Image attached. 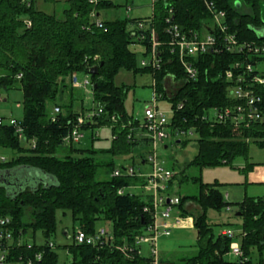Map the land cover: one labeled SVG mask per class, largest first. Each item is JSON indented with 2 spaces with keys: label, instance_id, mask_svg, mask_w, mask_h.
<instances>
[{
  "label": "trees",
  "instance_id": "1",
  "mask_svg": "<svg viewBox=\"0 0 264 264\" xmlns=\"http://www.w3.org/2000/svg\"><path fill=\"white\" fill-rule=\"evenodd\" d=\"M36 1L0 0V89L18 88L22 92V117L18 122L23 136L19 139L11 125L0 126V151H10L7 159H0V173L8 172V184L0 180V218H9L3 229L8 228L12 235L5 263L28 264L30 260V264H149L145 257L128 259L114 248L122 241L130 243L151 220L150 214L142 210L146 203L140 195L117 193L122 187L143 184L144 179L112 175L116 168L111 161L96 160L94 150L65 144L63 137L78 115L99 111L81 124V130L92 132L95 127L107 125L113 136L108 151L112 155L129 154L138 143L133 130L138 122L124 108L127 87L116 85L114 77L120 70L134 75L149 73L158 98L170 101L172 134L176 130L197 135V151L188 166L230 164L237 156L246 155L249 140L264 147V123L255 121L234 127L229 122L211 120L209 110L236 104L227 93L229 83L224 75L235 61L243 58L262 64L264 56L245 58L235 51L208 50L191 58L197 74L188 78L178 51H171L166 19L172 16L180 30L200 37L212 33L220 45L223 35L214 26L205 0H153L149 16L102 20L105 29L95 27L92 20L99 10L114 6L112 0L96 4L88 0H42L51 4L65 2L61 16L39 9ZM206 1L225 13L228 32L239 42H264V37L259 38L253 30L264 26V0H243L247 6L244 12L239 10L241 3L236 6L234 0ZM151 31L158 42V67L140 65L136 51L130 47L139 44L143 59L149 60ZM92 65H97L98 71L90 75L87 69ZM256 72L264 77V68ZM73 73L89 78V109L83 107L85 91L71 84ZM168 77L176 88L170 95L165 87ZM255 92L264 109V83L256 85ZM54 107L59 111L52 115ZM172 178L168 191L176 174ZM193 179L199 185L197 194L174 193L179 198L180 215L191 216L196 230L195 253L181 258L178 264H234L225 257L232 240L214 234L206 214L208 209L220 211L232 205L241 219V233L236 237L246 257L242 264H253V249L259 253L264 249V198L246 197L231 204L224 200L218 182ZM57 211L68 213L86 234L95 233L98 222L109 223L112 244L96 247L72 240L58 245L71 256L69 262L60 263L58 246L51 240L57 227ZM37 231L41 242H35ZM64 235L68 237V232ZM50 241L53 247L48 245ZM37 253L40 259H35Z\"/></svg>",
  "mask_w": 264,
  "mask_h": 264
},
{
  "label": "rangeland",
  "instance_id": "2",
  "mask_svg": "<svg viewBox=\"0 0 264 264\" xmlns=\"http://www.w3.org/2000/svg\"><path fill=\"white\" fill-rule=\"evenodd\" d=\"M114 6L101 9L98 11L99 20H108L115 17L132 18V17H147L151 14L152 0H112ZM239 2L240 11L246 10V5L243 0H234ZM236 4V3H235ZM36 5L39 9L48 13L54 12L56 16H61L63 8L66 7L65 2L57 4L44 3L42 0H37ZM243 5V6H242ZM129 7V8H127ZM261 18L264 20V5H262ZM136 49L137 60L140 62L143 57L141 55V46L139 44L133 46ZM259 69L264 68L260 65ZM79 79L82 81L88 78L83 74H79ZM116 85H125L127 87L124 97V108L130 115L132 120H137L138 125L133 127L135 136L138 138L143 136L147 138L144 130H141L143 123V111L145 106L155 104L158 111H162L167 119L171 118L172 110L170 101L167 98H153L152 78L149 73L133 74L129 71L120 70L114 77ZM175 82L171 78L166 79L167 94L174 93ZM83 91L85 109L91 108L90 102V85L86 88L81 87ZM89 91V93L87 92ZM22 92L18 88L0 89V116L5 118H15L16 120L22 117ZM77 110V109H76ZM213 109L209 110V116L213 115ZM82 137L78 142H73V147L81 149L94 150V157L99 161H111L115 168L124 166H132L133 169L142 173L150 172V165L146 161L148 154L153 152V147L148 140H138L137 145L132 148V151L127 155H112L108 150L111 145V129L107 125L95 127L92 132L89 130H81ZM93 135V138L92 135ZM197 135L188 131L171 136L163 141L162 145H158L156 155L164 161L168 168H172L173 174H176L172 187V193L180 195H195L198 192V183L193 179L201 177L204 183L218 182V189L222 193L224 200L233 204L240 202L246 197H263L264 198V147L258 146L253 140H249L247 152L245 156H237L230 164H219L214 166L197 167L188 166V162L193 158L197 151L196 145ZM179 140V142H177ZM186 141L185 144L183 141ZM10 151H0V158L7 159ZM145 162L141 163V160ZM126 192L133 191L137 194H144L145 191L141 187L126 188ZM174 209L171 212V218ZM207 218L212 225L214 234L220 233L221 229H229L234 233V240L238 242V236L241 233V219L235 215V207L230 209L223 208L220 211L213 209L207 210ZM57 227L51 240L55 244L62 245L72 242L71 234L76 229L77 224L73 223L68 213L63 214L57 211ZM109 223L98 222L96 228L104 227L109 229ZM68 232V237H65L63 231ZM28 242L31 239H27ZM42 236L39 231L35 234V242H41ZM158 250L160 251L162 260L161 264H178L181 258L191 256L196 251V232L195 229L185 224V220L174 227H171L170 233L166 236L160 235L157 241ZM57 247V253L60 257V263L69 262L71 256L66 250ZM145 250V245H143ZM226 259L232 258L226 254ZM253 264H264V249L259 253L255 248L252 254ZM170 262V263H169Z\"/></svg>",
  "mask_w": 264,
  "mask_h": 264
},
{
  "label": "built area",
  "instance_id": "3",
  "mask_svg": "<svg viewBox=\"0 0 264 264\" xmlns=\"http://www.w3.org/2000/svg\"><path fill=\"white\" fill-rule=\"evenodd\" d=\"M92 4H96L100 0H88ZM153 1V0H152ZM207 8L211 11L213 16V23L216 29L223 35V41L220 45L216 44V40L212 33H207L203 36H198L195 33H187L180 30L177 23L173 22V17L166 19L167 33L170 35L169 45L172 47L171 51H178L179 60L186 71L188 78H194L197 74L196 67L191 60L199 54H204L208 50H221L235 51L242 56L258 57L264 56V42H239L233 33L228 32L227 25L225 23V13L222 10H216L211 2L205 0ZM129 8V7H127ZM95 27L104 28L101 20L95 18L92 20ZM29 25V22H27ZM141 23L138 24L140 28ZM152 49L151 58L149 60H141L142 66L158 67V60L155 56V46L158 44L155 33L151 31ZM215 47V48H214ZM255 59V60H256ZM240 59L233 63L228 68L224 75L229 83L227 93L236 100V104L232 107L214 108L211 120L217 122H229L234 127L248 126L251 122L260 121L264 123V109L261 108L260 96L255 92V86L264 83V77L257 73L260 70L258 67L264 65V62ZM71 84L74 87L86 88L90 85L87 78L82 81L78 76L73 73L71 75ZM160 97L158 93L153 91V98ZM182 104L178 105V108ZM59 111L58 107H54L52 115H55ZM99 111H88L82 115H78L72 125V129L63 137L65 144L78 142L82 137L81 124L84 121H88L96 116ZM54 117V116H53ZM143 123L141 129L147 134V139L153 147V152L148 154L147 161L150 165V172L142 174L140 171L136 172L132 166H124L114 169L112 175L114 176H132L136 175L144 179L143 184H133L127 187H122L117 190L118 194L125 193L126 188H138L141 187L144 194H137L133 191L127 192L130 194L140 195L143 201L146 203L142 210L150 214L151 220L144 226L141 233L136 234L132 241H122V243L115 244L114 248L128 259L136 257H145L148 259L149 264H160L159 252L157 241L160 235L166 236L170 233L171 227L179 225L183 218L177 214L173 219L171 218L172 210L178 205L179 198L177 195H169L167 193V185L169 180L173 177V172L164 165L163 161L156 155V149L158 145H162L163 141L171 136L179 133H186L183 131H174L170 129V119H167L162 111H158L155 104L147 105L143 111ZM11 125L14 127L17 137L21 139L22 127L18 120L9 117L5 118L0 116V126ZM188 132V131H187ZM111 137H113L111 135ZM0 159H4L1 157ZM185 220V219H184ZM9 223V218H0V264L5 263V255L7 253L8 242L11 241L12 235L8 228H4ZM230 238L232 241L229 245V251L227 254L233 257L234 264H242L246 260L243 255L239 244L234 240V233L229 229H222L220 232ZM71 239L75 244L87 243L93 246H101L104 243L113 242V236L110 232L104 228L99 227L93 234H86L81 228L76 229L71 234ZM50 247H53V243H48ZM145 245V250L143 249ZM40 253L35 254V259H40ZM31 261L28 260V264Z\"/></svg>",
  "mask_w": 264,
  "mask_h": 264
},
{
  "label": "crops",
  "instance_id": "4",
  "mask_svg": "<svg viewBox=\"0 0 264 264\" xmlns=\"http://www.w3.org/2000/svg\"><path fill=\"white\" fill-rule=\"evenodd\" d=\"M151 13H152V8H151ZM96 16H98V13L96 14ZM263 20V19H262ZM264 21V20H263ZM262 29H264V26H262L261 27ZM262 33H264V31L262 30ZM135 45H137V44H135ZM135 45H131L130 47L133 49V46H135ZM134 51L136 50V49H133ZM143 51V48L141 47V52ZM78 76V75H77ZM78 78H79V76H78ZM80 80V79H79ZM152 83H153V81H152ZM79 88V87H78ZM88 93H89V91H87ZM75 109H77V110H79L80 108H79V106H75ZM140 140H143L145 137H143V136H140V137H138ZM138 139V140H139ZM149 142V141H148ZM177 142H179V140H177ZM161 160V159H160ZM147 161V160H146ZM163 161V160H162ZM143 162H145V159H142L141 160V163H143ZM163 163H164V161H163ZM164 165H165V163H164ZM167 167V166H166ZM168 168V167H167ZM170 169V168H169ZM171 170V169H170ZM172 171V170H171ZM141 172V171H140ZM173 172V171H172ZM142 173V172H141ZM142 174H145V173H142ZM173 176H174V174H173ZM173 179V178H172ZM174 186V184H172V187ZM173 191H172V189H170V191H168L167 190V193L170 195V193H172ZM189 207L191 206V204H189L188 205ZM179 215L180 214V211H179V209H178V207L176 206L175 208H174V212H173V215ZM182 217V216H181ZM183 219H185V224L187 223L188 224V226H190V227H192V228H194L193 227V219H192V217L191 216H187V217H182ZM222 230V229H221ZM221 230H220V232H221ZM64 231H66V230H64ZM195 232H196V230H195ZM237 242V241H236ZM238 243V242H237ZM158 252H159V261H160V259L161 260H164L163 259V257L161 256V254H160V251L158 250ZM232 257V256H231ZM231 260H233V257L232 258H230ZM171 264V263H170Z\"/></svg>",
  "mask_w": 264,
  "mask_h": 264
},
{
  "label": "water",
  "instance_id": "5",
  "mask_svg": "<svg viewBox=\"0 0 264 264\" xmlns=\"http://www.w3.org/2000/svg\"><path fill=\"white\" fill-rule=\"evenodd\" d=\"M235 3H236L235 5L238 6L239 2L237 1ZM253 30L256 32V34H257V36L259 38H263L264 37V33H262V30L264 31V29H262V28H253ZM97 71H98V66L97 65H92L91 67H89L87 69V73L90 74V75L96 74ZM61 97H62V93H61V90H60V99H61ZM2 178H3V180H2ZM0 180L5 181L8 184V172L0 173ZM236 215H238V213ZM63 233L65 234L66 231H63Z\"/></svg>",
  "mask_w": 264,
  "mask_h": 264
}]
</instances>
